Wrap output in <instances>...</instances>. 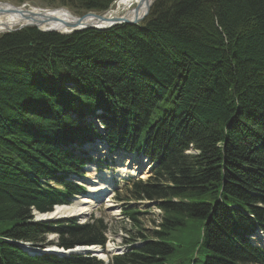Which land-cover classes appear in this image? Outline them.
<instances>
[{
  "label": "trees",
  "instance_id": "16d2710c",
  "mask_svg": "<svg viewBox=\"0 0 264 264\" xmlns=\"http://www.w3.org/2000/svg\"><path fill=\"white\" fill-rule=\"evenodd\" d=\"M75 1L105 11L116 0ZM167 4L138 25L0 35V228L11 223L0 229V264H104L15 243L106 242L103 219L34 215L82 192L68 176L84 171L72 146H84L91 117L110 143L156 161L126 197L163 211L150 236L124 209L145 242L111 264H264L249 241L264 231V0H161L152 12Z\"/></svg>",
  "mask_w": 264,
  "mask_h": 264
},
{
  "label": "bare ground",
  "instance_id": "6f19581e",
  "mask_svg": "<svg viewBox=\"0 0 264 264\" xmlns=\"http://www.w3.org/2000/svg\"><path fill=\"white\" fill-rule=\"evenodd\" d=\"M141 0H120L119 3L117 4V8L114 11H111L108 15L110 16H119L121 14H124L126 12H128L129 15H133V13H135L136 9H133V6H136L140 3ZM30 5V4H29ZM3 6V7H2ZM13 5L8 4V3H0V35L4 34V25H6L7 27H15L16 24L18 22H22L23 20H21L22 16L20 14H18L17 12L14 13H9L8 11H6L7 9H9L10 7L12 8ZM31 6V5H30ZM28 7V9L30 10V8L35 11V12H40L41 7ZM27 7V6H26ZM26 7H22L23 9H26ZM142 10H144V8L142 7ZM25 12V11H24ZM59 13V11L57 12H52L50 15H57ZM59 19L62 20H68V18H71L70 15H59ZM24 18V16H23ZM90 20V19H88ZM58 22V23H56ZM91 22H95L96 24H99L98 21L96 20H91ZM61 23V21H50V23L48 25H45L44 27H50V28H58V24ZM103 23V22H102ZM80 27V26H78ZM85 146V144H84ZM124 156L121 157L122 161L120 163V167L118 169L119 173L121 175H131V174H135L136 170L135 167H129V165L132 163V159L131 158H123ZM92 169H94V165H91ZM98 175V179H95L92 182H95L93 184H90V186L87 188L85 185L87 184L86 180H82L83 185L85 186L86 189L89 190V194L92 197H88V198H81L77 203H72L70 205L68 204H57L54 206V209L50 212H45L42 213L40 211H35L34 215H35V220H40V221H46L49 219L48 218H72L73 216H82V215H88L90 209H93L95 204H96V198H99L100 196L104 195L107 191V188L110 186V184L112 183V177L110 174L108 173H97ZM142 177H145V174L143 173ZM79 176L78 175H72L71 176V180L73 182L74 179L78 180ZM78 183L79 182H75ZM78 196V195H77ZM93 217V215L91 216V218ZM90 218V219H91ZM89 219V220H90ZM89 220L84 221V222H80V224H84L87 223ZM52 234H56V233H52ZM50 235V234H49ZM57 235V234H56ZM57 239H58V235H57ZM48 242H53V241H57L54 239H49L47 240ZM17 245L21 246L24 250H26L27 252H29L32 255L38 254V246L35 244H32L30 242H22V241H16L15 242ZM261 244V243H260ZM41 247V246H39ZM77 246L72 247V248H65V247H61L57 244H52V245H47L46 247L42 248L44 250V253H54V254H58L59 256H64V257H69V254L72 250H74Z\"/></svg>",
  "mask_w": 264,
  "mask_h": 264
},
{
  "label": "rangeland",
  "instance_id": "374dc122",
  "mask_svg": "<svg viewBox=\"0 0 264 264\" xmlns=\"http://www.w3.org/2000/svg\"><path fill=\"white\" fill-rule=\"evenodd\" d=\"M117 1H115L105 11L83 9L81 4L75 0H0V3H8L11 5H16V6H21L24 3H28L34 7L49 8V9L66 8L69 11H71V13H73L75 15H91V16H94V15L103 14L105 12L110 13L111 11H114L117 8V4L119 3ZM158 1H161V0H158ZM136 6H133V9H135ZM168 6H169V4L164 5V6H159L155 9L154 12H152V8H151L150 14L146 16L145 20L148 19L150 17V15H153L155 17L161 15L167 9ZM28 7L29 6H27L26 8H28ZM23 10H26V9H23ZM16 27H18V26H15L14 28H16ZM198 153H199V151L196 149L187 151L188 155L189 154L190 155H197ZM119 158L121 159V157H118L116 159L115 163H113V165L111 166V169H110L111 171H113V169H115L116 166H121L119 164L121 162V160ZM94 173H95L94 170H88V172L86 174L87 178L93 179ZM97 173H99V172H97ZM146 178L147 177H145L144 179H146ZM74 181L78 182V180H76V179H74ZM127 181L128 180H125V178L119 179L118 176L115 177V181H114L115 188H116L115 190L120 191V193L118 195L124 196V194H125V188L124 187H125V184ZM113 189H114V187H112V190L109 191L108 198L106 200H104L103 203H100L97 206H95L93 209L88 210L89 211L88 215L75 216V217H77L80 220V222H84V221L89 220L92 215L97 216V217L103 216L110 224V232L108 235V237H109L108 241L113 246H121V248L124 249L126 245H125L123 238H122L123 235L127 233L128 236H132L133 234H132V231H130V227H129L128 223H126L123 220H116L115 217L113 216V214H117L118 211L121 210L119 201L118 200L115 201V198H116V197H114L115 190H113ZM154 212H155V210H154ZM66 218H68V217H66ZM141 218L144 220V222H145L144 225L147 226V228H152L153 226H152L151 220H153L157 217H156V215H154V213H152L149 215H143ZM60 219H62V218H60ZM63 219H65V218H63ZM10 225H11V223H6L2 226V228L8 229V228H10ZM2 228H0V229H2ZM133 228H134V226H133ZM0 232H4V231H0ZM47 238H48V240L49 239L57 240V235L56 234H50V235H48ZM38 248H41V247H39V245H38ZM82 248H85V247L82 246Z\"/></svg>",
  "mask_w": 264,
  "mask_h": 264
},
{
  "label": "water",
  "instance_id": "95a60500",
  "mask_svg": "<svg viewBox=\"0 0 264 264\" xmlns=\"http://www.w3.org/2000/svg\"><path fill=\"white\" fill-rule=\"evenodd\" d=\"M156 0H141L138 6H136L135 13L133 15H129L125 13L121 16H110L108 13H103L99 15H83L77 16L71 13L68 9L65 8H56V9H48V8H41L40 12H35L31 8L30 10L26 8V10H22V7L30 6L29 4H22L21 6L13 5L12 8L10 7L6 11L9 13L17 12L22 16V22H18L16 24V28L14 27H7L4 25L5 29L3 30L4 33L15 32L27 27H34L37 28L41 32H57L60 34H67V33H74L77 31H83L86 29H98V30H107L116 25L122 24H139L142 22L147 15H149L150 10L155 3ZM31 7V6H30ZM142 7L144 10H142ZM25 11V12H24ZM59 13L57 15H50L52 12ZM59 15H70L71 18L68 20L59 19ZM24 16V18H23ZM90 19V20H88ZM91 20H96L99 24L95 22H91ZM50 21H61L59 23L58 28H50L44 27L48 25ZM103 22V23H102ZM58 23V22H56ZM80 26V27H78Z\"/></svg>",
  "mask_w": 264,
  "mask_h": 264
}]
</instances>
